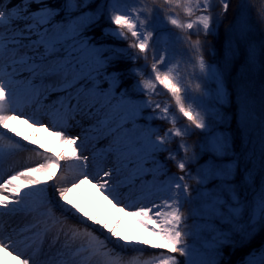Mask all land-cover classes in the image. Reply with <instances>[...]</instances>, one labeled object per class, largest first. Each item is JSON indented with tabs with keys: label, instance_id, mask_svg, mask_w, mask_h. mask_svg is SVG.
Masks as SVG:
<instances>
[{
	"label": "snow or ice",
	"instance_id": "1",
	"mask_svg": "<svg viewBox=\"0 0 264 264\" xmlns=\"http://www.w3.org/2000/svg\"><path fill=\"white\" fill-rule=\"evenodd\" d=\"M218 2L220 13L214 12L217 0H100L99 3L63 0L59 5L50 4L48 0H16L15 3L0 0V128L12 132L11 121L28 124L29 128L45 127L65 146L64 151L53 156L35 148L28 149L0 132V166L23 151H33L44 161L35 167L25 166L9 174L7 179L0 176L3 180L0 211L32 217L34 224L26 231L45 225L52 246L76 248L74 255L81 256L79 264H181L177 254L185 258L183 264H223V249L235 248L237 235L240 243L249 242L264 229V110L259 115L252 111L249 105L254 101L248 100L243 85L237 86V124L241 139V151L237 152L233 134L227 130L230 122L225 127L226 116L221 111L230 97L224 72L203 59L199 39L194 43L190 40L192 34L198 37L215 34L218 17L229 7V0ZM177 10L184 13L187 22L179 18ZM105 15L109 25L115 27L105 28L103 35L128 40L130 34L132 42L128 47L137 50L136 53L96 42L91 33ZM258 15L264 19V9ZM167 25L186 31L187 37L173 39L166 31ZM246 31L242 24L241 39ZM182 40L190 43L197 53L198 73L192 74L200 81L195 85L196 94H192L190 82L182 83L172 74L173 68L168 67L175 54V44ZM227 47L238 55L231 41ZM149 49L154 61L151 65L154 79L150 74L134 84L133 89L149 97L160 94L158 86L166 90L188 125H179L178 117L168 104L151 99L133 101L126 88L117 93L124 73L116 70V63L120 60L135 63L141 58L147 61ZM247 51L251 70L255 73L264 69L260 59L264 55V42L250 43ZM232 54V51L227 53L229 58ZM146 66L128 71L143 76ZM165 68L166 71L162 70ZM53 93L60 95L48 102ZM186 101L188 106H185ZM261 102L264 104V88ZM26 106H35L36 111L27 115L23 111ZM145 108L152 109L153 114L145 117ZM9 112L14 114H7ZM44 116L50 120L59 116L61 123L46 125ZM77 117L93 121L84 130V139L92 133L94 139L108 141L100 150L105 166L111 164L107 170L101 167L96 173L90 172V157L78 143L81 137L68 134L70 121L80 123ZM145 119L163 120L172 127L161 135L155 127L139 123ZM257 121L259 130L253 139ZM192 126L203 134V139L196 144L199 155L194 152L190 157L185 155L176 160L181 150L185 154L190 151L185 137L192 134ZM14 135L19 137L20 132ZM176 138H180L176 148L168 147ZM23 139L33 143L27 134ZM160 152H168L166 159L174 161L184 175L161 180V174L167 176V173H162ZM204 155L208 159L197 168L195 176L186 171L190 163ZM65 165L71 172L70 178L57 173V169L63 170ZM238 173H242L239 183L236 182ZM35 174H40L44 180ZM54 177L60 184L49 194L47 181ZM186 179H194L196 188L183 183ZM85 184L104 193L118 212L127 211L136 218L154 239L126 238L116 227L109 228L107 223L94 219L78 203H73L68 193ZM242 188L247 189L243 196ZM121 189H128L129 193L135 190L138 195L131 203H124ZM185 204L189 205L187 215L182 214ZM189 219L191 225L187 224ZM88 222L102 226L109 235H102ZM186 237L198 241L200 246L190 245ZM15 244L12 234L0 236V251L5 255L15 251ZM149 248L160 251L149 252ZM21 255L23 253L17 252V257ZM20 264H32V261L25 258ZM64 264H75L74 257ZM242 264H264V245L250 252Z\"/></svg>",
	"mask_w": 264,
	"mask_h": 264
},
{
	"label": "trees",
	"instance_id": "2",
	"mask_svg": "<svg viewBox=\"0 0 264 264\" xmlns=\"http://www.w3.org/2000/svg\"><path fill=\"white\" fill-rule=\"evenodd\" d=\"M15 1L16 0H13V2ZM48 2L53 5H59L63 3V0H48ZM99 2L100 0H96V3ZM92 7L94 8L95 4L92 5ZM261 9H264V0H229V7L227 11L218 17V26L214 25L216 29L215 34H210L207 37H205L203 34H201L199 37L195 34H192L190 37L192 43H194L197 39L201 41L203 45V59L207 63L219 67L224 72L225 82L227 85V90L230 93V97L225 101L221 111L226 116L225 127H227L228 123L230 122V127H227V130L233 134L234 147L237 152L241 151L240 129L238 128L237 124L239 115L237 86L243 85L248 100L254 101V103L249 105L252 111L259 115L261 114L262 110H264V104L261 102V90L264 88V69L254 73L251 70L250 65L247 63L248 45L253 42L257 45H259L261 42H264V19H261V16L258 15ZM177 11L179 12V18L183 22H187V17L184 15V13L180 10ZM214 12H222L218 0ZM160 15L163 17V13H160ZM241 16H243V19H241ZM242 24L247 28L245 37L243 39L240 37V26ZM108 27L114 28L115 26L109 25L108 16L105 15L95 27L94 32L91 33L95 36L96 42L98 44L113 45L121 49H127L130 53H136L137 50L130 49L128 47L129 43L132 42V37L130 34L128 35V40H117L111 36H104L103 31ZM166 31L172 34L173 39L175 37H187L186 31H182L171 25H167ZM230 41L235 45V48L238 49V55L231 48L227 47ZM160 47H163V45H160ZM174 47L175 54L173 55L168 67L173 68L172 74L178 77L182 83L187 85L190 82L192 94H196L195 85L200 81L194 79L192 74L198 73V68L195 66L197 53L191 49L190 43L183 42V40L179 43H176ZM229 51L233 52L231 58H229L227 55ZM147 55V61L141 58L135 63H133L131 60H120L116 63V70L122 71L124 73V75L121 77L122 83L117 89V93H119L120 89L126 88L129 90V94L131 95L133 101L139 102L151 99L153 101H159L162 105L168 104L178 117L179 125H188L186 118L180 116V114L176 111L174 100L171 98L170 94L166 92V90L158 86L157 92L160 94H153L151 97H149L144 95L142 91L133 89L134 84H139L150 74L154 79V74L151 73V65L154 62L151 49H149ZM260 59L261 62L264 63V55H262ZM145 64L147 66L143 67V76L133 75L128 71V69L132 68H141ZM112 70L113 69H109V71ZM162 70L166 71L167 69L165 68ZM104 87L106 88L107 85L105 84ZM185 106H188L187 101L185 102ZM193 107L195 108L194 104ZM195 110L199 111L200 109L196 108ZM143 113L145 117H149L153 114L152 109L149 108H145ZM140 122L144 125V127H155L159 130L161 135H163L165 130L172 127L171 124L159 119L150 121L145 119L141 120ZM192 127V134L188 137H185V142L191 146L190 151L185 154L181 150L180 155L176 157V160L183 159L185 155L190 157L194 152L199 155V149L196 147V144L198 141L203 139V134L201 130L195 129L194 126ZM258 130L259 122L257 121L252 132L253 139H256V132ZM179 142L180 138H176L168 147L176 148V145ZM167 156L168 152H160L158 154L160 165H162L164 168H167L170 172L177 174L178 176L184 175V173H182L176 167V163L174 161L166 159ZM207 159V155L202 156L197 162L190 163L186 171H190L192 175L195 176L197 168ZM241 166L244 167L243 161H241ZM241 175L242 173L237 174V183H239ZM183 183H188L193 189H195L197 186L194 179H186L183 181ZM256 183L257 185L260 183L259 176L256 177ZM245 191H247V189H241L242 196ZM188 209L189 205L185 204L182 214L187 215ZM187 224L191 225L192 220L189 219ZM183 230H185L184 226H182V231ZM128 236L131 237L129 232ZM128 236H126V238ZM146 239L150 240V238ZM235 239L238 242L235 248L225 247L223 249V264H242V262L245 260V257L248 256L250 252L260 249L261 246L264 245V229H261V231L258 232L249 242L240 243L241 238L239 235H237ZM185 240L187 243L190 245H195L197 248L200 246L199 242L193 240L191 237H186ZM148 251L157 252L160 250L155 249ZM193 255L195 256V251ZM177 258L181 261V264H183L185 258L180 257L178 254Z\"/></svg>",
	"mask_w": 264,
	"mask_h": 264
},
{
	"label": "rangeland",
	"instance_id": "3",
	"mask_svg": "<svg viewBox=\"0 0 264 264\" xmlns=\"http://www.w3.org/2000/svg\"><path fill=\"white\" fill-rule=\"evenodd\" d=\"M5 3L8 2V0H4ZM241 19H243V16H241ZM239 26V25H238ZM60 95L59 93H53L49 97V101L55 100L57 96ZM23 111L25 113L28 112L29 115H32L36 111L35 106H26ZM12 115V114H11ZM45 124H49V117L44 116ZM56 122H53V124H59L61 122L59 116H57ZM77 120H80L79 124H76L75 121H70L69 125L67 126L68 134L72 137H80L84 134V130L89 127L93 123V121L89 120V122H86V119H82L80 117H77ZM59 122V123H58ZM141 125H143L141 122H139ZM28 125V124H27ZM29 126V125H28ZM144 126V125H143ZM24 133V136L27 134L29 136V139L33 142L32 144H29L28 141H25L23 139V134H20L19 137H14L12 133L6 132L4 128H0V132L6 133L7 136L14 138L15 140H18L21 144L26 145L28 149L35 148L36 151H39L44 154H50L55 155L58 152L64 151L65 146L59 144H52L55 141L56 136L52 134L51 131H46L45 127H40L39 129L36 128H29L25 127L22 130ZM45 135V137H43ZM89 138L78 140V142L81 144V146L86 150L92 143H99L96 146H93V155L97 162L94 164L92 169V173L98 172L101 167L104 168V170H107L108 167H111V164H107L105 166L103 157L101 155L100 150L105 147V143H108L107 140L100 139L96 140L93 138L92 133H88ZM155 139V137H153ZM85 154V151H84ZM14 158V163L19 164L22 161H26L25 166H31L35 167L37 166V163L44 162L42 157L36 156L35 152L33 151H23L18 152ZM64 164V162H61ZM14 164V165H15ZM24 166V167H25ZM23 168V167H22ZM21 168V169H22ZM18 168H13L10 170V173H13ZM23 170V169H22ZM162 173L166 172L167 176L161 174L160 178L161 180L167 179L168 176H176L179 177L177 174L172 173L168 171L167 168H164L161 165ZM57 173L60 176L69 175L71 172L68 171L67 165H65L64 169H57ZM36 176H39V178L43 181L44 177L40 176V174H35ZM102 175V172H101ZM67 177V176H65ZM99 179V177H97ZM148 180H151V176H148ZM95 183V181H93ZM47 185L49 186L48 191L49 194L53 193L55 191V186L59 185V180H57L55 177L52 180L47 181ZM70 186V185H69ZM27 190V189H25ZM146 194V193H145ZM121 195L124 200V203H131V199L135 198L138 193L133 190L132 193H129L128 189H121ZM68 197L73 201V203H78L82 209L87 211V213L94 217V219H100L104 223L108 224L109 228L116 227L117 231H119L121 234L128 236V232L133 240L137 238H150V240L154 239L151 232L143 228L136 220V218L130 216L127 214V211L125 212H118L115 208L112 207L111 204H109L108 199L105 198V194L100 192L98 188L92 187L91 184L84 185V188L82 189H75L74 191H71L68 193ZM11 199V197H10ZM4 213L3 211H0V214ZM21 216V221L19 225H17L18 229L26 230L28 227L31 226V221H33L32 217H25L23 215ZM34 222V221H33ZM89 225L96 229L99 233L102 235H109L105 229L102 228L100 225H95L92 222H88ZM34 224V223H33ZM118 224V226H117ZM39 227L43 228L44 233L46 226L41 224ZM34 228L32 231H28V234L30 236H33L37 232V228ZM47 236L51 237L50 234H46ZM129 237V236H128ZM45 247H48L44 250H35L38 252V256H36L35 260L32 261V264H64L66 260L73 259L75 264H79V261L81 260L80 255H74L77 250L76 248H73L71 250L67 249H61L59 246H52V241L45 242ZM148 250H155L149 248ZM62 253V254H61ZM0 264H17L16 260H5L0 259Z\"/></svg>",
	"mask_w": 264,
	"mask_h": 264
},
{
	"label": "bare ground",
	"instance_id": "4",
	"mask_svg": "<svg viewBox=\"0 0 264 264\" xmlns=\"http://www.w3.org/2000/svg\"><path fill=\"white\" fill-rule=\"evenodd\" d=\"M7 114L11 115L14 113L9 112ZM26 114L29 115L28 112ZM49 122L53 123V122H56V120H50L49 119ZM86 122H89V120L86 119ZM10 126L12 128V132H10V133H12L14 137H15L14 134L16 131H19L20 134H23V136H24V133H22L23 132L22 130L25 127H29L27 124L21 125L16 121H11ZM4 129L7 132V129L6 128H4ZM83 136H84V134L80 136L81 139ZM43 137H45V135ZM80 140H79V142H80ZM59 143H60L59 138L56 136L55 141L52 144H59ZM97 144H99V143L94 142L85 150V155H88L90 157V162H89V171L90 172L94 171V169H92V167L97 162L96 159H91L92 157H94V155L92 153L93 146H96ZM106 145H107V143H105V146ZM14 164H15L14 158H10L6 163H4L2 166H0V176H2L3 179H7L9 174L15 173V171L13 173H10L11 169L18 168L16 171L22 170L23 169L22 167H24L27 163H26V161H22L19 164H15V165ZM98 171H100V169ZM100 175H101V172H100ZM65 176H67V178H70L71 173L69 175H65ZM2 182H3V180L0 179V183H2ZM59 184H60V181H59ZM82 188H84V185L77 187V189H82ZM20 222H22V221H21V216H19V215H15V214H11V213L0 214V236L7 237L9 234H12L14 236V238H16V244L13 246L15 248V251H12L10 255H5V253L3 251H0V259L16 260L17 264H20V260L25 259V258H28L31 261H34L36 256H38V252L34 251V246L37 248L40 245H42L40 243L41 241H39V240H38L39 243H34V245L32 244L31 239L36 240V238H34V237L32 238V236H30L28 234V231L18 229L17 225H19ZM33 223L34 222L31 221V225ZM20 233H24V234L20 235ZM26 240H27V243L24 242ZM5 243H9V241L5 240ZM17 252L23 253V255L17 257Z\"/></svg>",
	"mask_w": 264,
	"mask_h": 264
}]
</instances>
